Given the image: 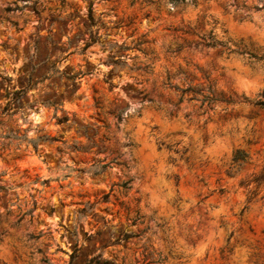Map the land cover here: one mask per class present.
Wrapping results in <instances>:
<instances>
[{
  "label": "rangeland",
  "instance_id": "rangeland-1",
  "mask_svg": "<svg viewBox=\"0 0 264 264\" xmlns=\"http://www.w3.org/2000/svg\"><path fill=\"white\" fill-rule=\"evenodd\" d=\"M255 4L262 0H0V184L10 187L0 190V264H45L43 256L89 264L97 255L118 264L158 255L161 264H264V107L254 104L264 62L193 46L212 30L230 48L264 52V7ZM91 31L96 41L86 46ZM168 74L178 87L211 84L231 102H178L179 91L163 85ZM7 93L15 110L2 116ZM126 106L116 124L112 111ZM42 134L59 140L34 150L12 138ZM62 142L80 149L59 150ZM110 150L128 166L98 176L72 170ZM127 178L129 189L110 190ZM136 211L141 223H132Z\"/></svg>",
  "mask_w": 264,
  "mask_h": 264
},
{
  "label": "trees",
  "instance_id": "trees-1",
  "mask_svg": "<svg viewBox=\"0 0 264 264\" xmlns=\"http://www.w3.org/2000/svg\"><path fill=\"white\" fill-rule=\"evenodd\" d=\"M146 1H148L150 3L154 2V0H146ZM167 1H169L170 3H172L174 5H183L188 0H167ZM263 7H264V0H262L261 5L255 4L253 6V8L255 10H259ZM246 16H244V17H246ZM244 17H241L240 20L244 19ZM87 18H88L90 26L96 24V20H95V17L93 15V12H92V6L91 5L88 7ZM96 37H97V32L91 31L90 37L86 41V46L95 42ZM198 38H199V40L193 41L194 47H198V46L199 47L223 46V47H225L227 52L235 51L239 54H247L248 58L261 59L264 62V52L258 53L256 49H252V48H248L246 46H240V45H237L234 48H230L224 42L215 39L214 36L212 35V30H210L208 33L198 35ZM146 67L147 66H145V70H146ZM170 79H171V76H170V74H168L166 79L163 82V85L174 87L176 90L179 91L178 102L181 101L186 96H187L186 98L188 100L199 101V104H198L199 108H203L205 105L208 108H211L212 103L217 102V101L227 102V103L231 102V100L229 98L225 97L222 93H217L215 91V89H213L211 84H208L206 86V88H204L200 85H191L189 83L184 87H178L176 85L171 84ZM19 92H20V90H16V91H14V94H18ZM5 96H6V102H5V104L1 110V115L2 116H6V115L10 116V115H12V113L15 110V109L12 110V104L14 103L15 97L10 95V93H7ZM42 103L45 104L46 106L52 105V103H50L49 101H43ZM254 104L259 106V107H264V92H262L259 95V97L254 101ZM126 108H127V106L123 107V108L115 109L112 111L116 124L122 119L123 115L125 114ZM53 116L55 117L56 122H58V123L59 122H65L68 120V117L65 115L62 117H58L54 114ZM103 125L105 127V131L107 132L109 125L107 123H104ZM82 128H83V132H84V127H82ZM96 134L97 133L94 132V135H96ZM86 136L89 139V136L88 135H86ZM4 137L5 138L10 137V133L5 134ZM12 138L20 139V140H26L28 142H31L34 150H37L39 141L52 142L55 140H59L56 137H49L45 134L38 135L36 138H31V139H27L26 135H21V136L15 135V136H12ZM108 138L109 137L105 136L104 134L99 137V139L101 141H104L105 139H108ZM127 144H131V142H128ZM61 148H63V149L69 148V149H73V150L80 149L79 146H77L75 144L64 145V142H62L61 146H58L59 150H61ZM106 149H107L106 147H103V148L98 147L97 153L102 152L103 150H106ZM114 152H115L114 150H110V154H113ZM237 157L243 158V153L238 152ZM114 166H119L121 168L128 166L126 160L122 157V153L116 152L109 159H107V155L103 156L102 158H98V157L93 158L92 162L88 166L80 167V168H72V170L77 171V173H88L92 176H98V175L104 174L108 170H112ZM69 175H70V173L65 174L63 176V178L66 176H69ZM259 178L264 179V170L261 173V175L259 176ZM46 181H47V179H43L42 183H45ZM130 181H131V178H127V179L122 180L120 182H113L111 184L112 188L110 190H112L113 187H115L117 189V191H125L131 187ZM9 188H10L9 186H5V185L0 184V190H3V189L8 190ZM107 197H108V193L104 194L103 200H106ZM86 205H85L84 209L80 211L81 214H83L85 210L92 208V205H88V206H86ZM32 211H33V209L31 208V209H28L22 213H19L18 218L15 221V223H19L25 216H28L31 218L33 216ZM5 214L6 215L10 214V210L7 209L5 211ZM136 222H139V223L142 222V215H140V213L138 211L135 212V217L132 220V223H136ZM143 231L144 230H140L136 233H134V232L122 233L121 232L120 235H122V239H127L128 237L139 236L143 233ZM41 234H42V232L39 231L35 237H38ZM41 260L45 264H50V262L46 256H43L41 258ZM164 260H165V257L158 255V257L155 259H152L151 262L153 264H161ZM89 264H118V263H116L112 259L102 258L100 255H97V256H93L90 258Z\"/></svg>",
  "mask_w": 264,
  "mask_h": 264
}]
</instances>
